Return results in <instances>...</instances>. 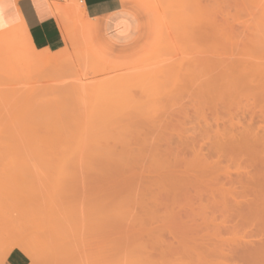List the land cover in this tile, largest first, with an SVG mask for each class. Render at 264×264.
Here are the masks:
<instances>
[{"label": "rangeland", "instance_id": "374dc122", "mask_svg": "<svg viewBox=\"0 0 264 264\" xmlns=\"http://www.w3.org/2000/svg\"><path fill=\"white\" fill-rule=\"evenodd\" d=\"M63 1L53 2L68 18L62 31L73 35L64 36L67 47L54 51L55 59L46 63L38 62L39 53L17 35L3 34L10 29L13 8L0 9V247L23 250L32 264L225 261L224 255L231 253L222 243L239 230H233L238 219L231 217L237 204L221 196L238 183L249 203L264 201V175L259 174L264 162L259 152L252 160L260 142L254 151L248 148L251 152L219 146L233 133L239 142L252 129L253 136L264 135V76L256 79L260 83L245 81L237 67L235 80L233 71L241 55L264 62V0H124L141 23L137 38L125 45L94 26L80 0ZM206 22L214 26H203ZM199 36H206L204 42ZM159 67L170 72L162 69L165 76H155ZM121 79L130 82L121 86L129 93L114 99L112 94L113 102L106 105L95 103L93 89L85 86H99V81L113 85L114 80L119 85ZM260 147L256 152L264 153V143ZM235 162H242L240 169ZM160 169L179 177L195 171L194 176L205 175L195 189L186 183L189 190H178L189 197L182 193L173 198L166 191L171 175L166 178ZM239 171L244 179L238 182L239 176L232 185L231 173L237 178ZM197 186L198 192L203 188L202 198ZM209 193L213 200L207 199ZM228 210L231 215L223 213ZM226 219L229 234L219 230Z\"/></svg>", "mask_w": 264, "mask_h": 264}, {"label": "bare ground", "instance_id": "6f19581e", "mask_svg": "<svg viewBox=\"0 0 264 264\" xmlns=\"http://www.w3.org/2000/svg\"><path fill=\"white\" fill-rule=\"evenodd\" d=\"M10 2V3H9ZM9 2H6V0H0V9H3L5 12L8 10V8H9V5L10 6H12V8H13V16H11V17H9V19H8V21H9V23H10V26H9V30L8 31H5V32H3V34L5 35V36H8L9 34H8V32L10 33V34H12V35H17L19 38H21L23 41H24V43L25 44H27L33 51H36V52H38L39 54H38V57H37V61L38 62H42V63H46V62H49L50 60H52V59H55V54H54V51H51V50H49V49H42V50H38L36 47H35V45L33 44V42H32V40H31V38H30V35H29V33H28V30H27V28H25V27H27L26 25L24 26V24H25V22H23L22 23V18L15 12V10H14V1H9ZM59 5H60V3H59ZM59 5H57V4H55V2H53V6H54V8H55V12H56V15L58 16V18H59V21H60V24H61V26H64V20H66V19H68L67 17H66V19H65V11L59 6ZM53 9V8H52ZM71 13V12H70ZM2 15V14H1ZM57 19V18H56ZM68 21V20H67ZM66 22V21H65ZM205 23V22H204ZM66 24V23H65ZM66 26V25H65ZM203 26H214V24H210V23H207L206 22V25L204 24ZM200 30H202L201 28H200ZM65 30H63V35L66 37V36H70L69 34H67L66 35V32H64ZM196 32V31H195ZM7 33V34H6ZM197 33V32H196ZM4 35H1V36H4ZM73 35V34H72ZM201 36V35H200ZM199 36V37H200ZM70 38V37H69ZM203 38H206V36L204 37L203 36ZM203 38H201L200 37V39H202L203 40ZM69 41V40H68ZM203 42H204V40H203ZM72 44V43H71ZM26 46V45H25ZM27 46V47H28ZM67 47V46H66ZM29 48V49H30ZM67 50H68V48H66ZM67 50H65V51H67ZM65 51H63L64 52V54H65ZM201 51V50H200ZM206 53H204V54H207V51H205ZM68 53H70V52H67L66 54H68ZM203 53V52H202ZM201 53V54H202ZM245 53V52H244ZM29 54H30V52H29ZM71 54V53H70ZM60 55V54H59ZM233 55V54H232ZM247 55V54H246ZM256 55V54H255ZM238 56H240V55H238ZM242 56V58H240L237 62H235V63H239L238 65L236 64V67L234 66V64L232 65V67L234 66V75H235V68H236V70H237V67L238 68H240L239 70H240V77H244L246 80L245 81H251V82H255V80L258 78V77H262V76H264V62H260V58L259 57H257V56H255L256 57V60H251V62L250 61H247L246 59L244 60V58H243V55H241ZM254 56V55H253ZM263 56V55H262ZM66 57H68V55L66 56ZM61 58V57H60ZM64 58V57H63ZM63 58H61L63 61L64 60H66L67 58H65V59H63ZM258 58H259V60H258ZM59 58H57V60H58ZM60 59V60H61ZM208 59V58H207ZM235 59H237V58H235ZM242 59V60H241ZM57 60H55L56 62H57ZM58 61V62H62V61ZM256 61V62H255ZM259 61V62H258ZM56 62H53V64H56ZM57 62V63H58ZM231 62V61H230ZM233 62V61H232ZM50 63H52V62H50ZM221 63V62H220ZM229 63V62H228ZM229 65V64H228ZM225 67V66H224ZM228 67H230V65L228 66ZM166 68V67H165ZM165 68L164 67H162V68H157L158 70H155L156 72H153V74L155 75V73H158V74H156V75H159V73L162 71V69H163V71H165ZM167 69V68H166ZM169 69V68H168ZM229 69V68H228ZM227 69V70H228ZM170 70L172 71V68H170ZM159 71V72H158ZM174 71V70H173ZM226 71V70H225ZM167 72H170V71H168L167 70ZM166 71L164 72L165 74L167 73ZM175 72V71H174ZM223 72H224V70H223ZM231 72H232V69H231ZM143 73H145V72H143ZM163 72L162 73H160V75H162V74H164ZM237 73V72H236ZM149 75H150V73H148ZM147 74V75H148ZM153 74H152V76H153ZM165 74H164V76H165ZM172 74V73H171ZM225 74H227V73H225ZM238 74V73H237ZM236 74V75H237ZM141 75V74H140ZM146 75V74H145ZM145 75H143V76H145ZM155 75V76H156ZM221 75H223V74H221ZM236 75H235V80H237V78H238V75H237V78H236ZM135 76V75H134ZM163 76V77H164ZM170 76V75H169ZM169 76H166L167 78L169 77ZM139 77H142V76H139ZM146 77V76H145ZM145 77H143V78H145ZM157 77H159V76H157ZM162 77V76H161ZM161 77H159V78H161ZM165 77V79H167ZM213 77H215V76H213ZM222 77V76H221ZM223 77H224V75H223ZM222 77V78H223ZM111 78V77H110ZM152 78V77H151ZM153 78H155L154 76H153ZM220 78V77H219ZM229 78V77H228ZM227 78V80H230V78L228 79ZM141 79V78H140ZM162 79V78H161ZM209 79V78H208ZM212 79V78H211ZM226 79V78H225ZM248 79V80H247ZM122 80V79H121ZM121 80H119V81H121ZM125 80V79H124ZM124 80H122L121 82H119V83H121V84H119L118 85V83H117V81L116 80H114V82H116V84L115 83H113V81H112V83H113V85H108L107 84V82H103V83H105V86H104V84H100V82H102V81H106L105 79L103 80L102 79V81H99V83L97 84V85H99V86H94L93 87V85H90V86H88L89 84H87V85H85L86 86V88L88 87V89L90 88V90L91 89H93L92 90V96H93V98L94 99H92V100H97L95 103H98L99 105H101V103H103L104 105H106V103L107 102H109L110 100L112 101V99H111V95L112 94H114L113 95V99L116 97V98H118L117 97V95H120L121 96V94L122 95H124L123 93H127L126 92V90H124V88H122L121 86H124L123 84H122V82L123 83H125L124 82ZM129 80V79H128ZM134 80V79H133ZM136 81H137V79H135ZM151 80V79H150ZM239 80V79H238ZM259 80V81H258ZM258 80H256V81H258V83H260V78L258 79ZM125 81H127V80H125ZM131 81V80H130ZM141 81V80H140ZM144 81V80H143ZM147 81V80H146ZM149 81V80H148ZM209 81V80H208ZM222 81V80H221ZM245 81H243V82H245ZM96 82V81H95ZM95 82H94V84H95ZM128 82V81H127ZM154 82V81H153ZM153 82H150V83H153ZM155 82H157V81H155ZM158 82H161L160 80L158 81ZM223 82H224V80H223ZM226 82V81H225ZM224 82V83H225ZM234 82H236V81H234ZM238 82V81H237ZM97 83V82H96ZM130 82H128V84H129ZM224 83H222V84H224ZM246 83V82H245ZM248 83H250V82H248ZM255 83H257V82H255ZM91 84V83H90ZM107 84V85H106ZM127 84V85H128ZM131 84H133V81H132V83ZM142 84H144V83H142ZM141 84V85H142ZM148 84H149V82H148ZM155 84V83H154ZM161 84V83H160ZM227 84V86L229 85V87L227 88V90L228 91H230L229 90V88H230V81H229V83L227 82L226 83ZM234 84V83H233ZM260 84H262V86H261V89L264 87V85H263V83H262V81H261V83ZM103 85V88L104 89H102V88H100L99 89V87H101ZM117 85V86H116ZM125 85H126V83H125ZM147 85V84H146ZM156 85H159V84H156ZM235 85V84H234ZM237 85V84H236ZM242 85H244V84H242ZM241 85V86H242ZM246 85V84H245ZM258 85V84H257ZM256 85V86H257ZM79 87L81 86V85H78ZM91 86H92V88H91ZM109 86V87H108ZM140 86V85H139ZM148 86V85H147ZM224 86V85H223ZM255 86V85H254ZM82 87H84V86H82ZM98 87V88H97ZM128 87V86H127ZM126 87V88H127ZM129 87H131V85L129 86ZM150 87V86H149ZM244 88L246 87V86H243ZM143 88V87H142ZM226 88V87H225ZM225 88H223V89H225ZM240 88V87H239ZM259 88V87H258ZM85 89V88H84ZM96 89V90H95ZM145 89V88H144ZM260 89V90H261ZM82 90V89H81ZM124 90V91H123ZM132 90V89H131ZM226 90V89H225ZM225 90H224V92H225ZM263 90V89H262ZM78 92H80V89L78 90ZM85 92V91H84ZM88 92L90 93V91H88V90H86V93L84 94V95H87V96H89L88 95ZM236 91H234V93H235ZM264 92V91H263ZM81 93V92H80ZM129 93V92H128ZM261 93V92H260ZM83 94V93H82ZM237 94V93H236ZM116 95V96H115ZM226 95V94H225ZM224 95V96H225ZM230 95V94H229ZM228 94L226 95V96H229ZM234 95V94H233ZM83 96V95H82ZM82 96H80L79 95V97H82ZM126 96V95H125ZM128 96V95H127ZM221 96H222V94H221ZM220 96V97H221ZM225 96V97H226ZM124 97V96H123ZM134 97V96H133ZM86 98V97H85ZM84 98V100H86V101H91L92 102V100L90 99V100H88L87 98L85 99ZM120 98V97H119ZM125 98V97H124ZM81 99H83V98H81ZM263 99V98H262ZM122 100H124V99H122ZM121 100V101H122ZM85 101V102H86ZM93 101V102H94ZM128 101H130V96H129V99H128ZM263 101V100H262ZM84 102V101H83ZM87 102V103H88ZM92 102V103H93ZM106 102V103H105ZM113 102V101H112ZM116 102V101H115ZM95 103H93V105L95 104ZM107 104H111V103H107ZM115 104V103H114ZM113 104V105H114ZM124 104V103H123ZM89 105H92V104H89ZM97 105V104H96ZM125 105V104H124ZM257 106V105H256ZM91 107V106H90ZM102 107H104V106H102ZM92 108V107H91ZM255 110V109H254ZM259 115H260V113H259ZM238 117H240V116H238ZM237 117V118H238ZM245 117V116H244ZM259 117V116H258ZM257 118V117H256ZM252 119H254V118H252ZM251 120V119H250ZM249 120V121H250ZM263 120V119H262ZM239 121V120H238ZM261 121V120H260ZM253 122V121H252ZM231 123V122H230ZM240 122H238V124H239ZM250 123V122H249ZM257 123V122H256ZM236 124V123H235ZM241 125V124H240ZM261 125V124H260ZM235 126V125H234ZM251 126V125H250ZM260 128H262V127H260ZM260 128H259V131H261L260 130ZM264 128V127H263ZM258 129V128H257ZM255 131H257L256 129H255ZM263 131H264V129H263ZM249 132H250V129H249ZM230 133V132H229ZM251 133V132H250ZM254 133V130L252 129V134ZM261 133V132H260ZM260 133H256L255 132V135L253 136L252 134L249 136L248 135V137H247V135H245L244 136V133L238 138V139H240V142H239V140H236L235 139V135H234V133L232 134V138H228L227 136H226V141L224 142V141H221V142H219L220 144H219V146L221 145V147L223 148L224 146H229L230 148H235L234 150L236 151L237 150V148H239V150L242 148L243 150H247L248 152H251L248 148H251V146L253 147V151H254V148L256 147V145H258V143L260 142V144L258 145L259 147H260V145L262 144V143H264V139H263V136L264 135H261ZM219 134H220V132H219ZM257 134H258V136H257ZM259 134H260V137H259ZM264 134V133H263ZM239 136V135H238ZM243 136V137H242ZM253 136V137H252ZM219 137V136H218ZM221 137V139L223 140V138H222V135L220 136ZM230 137H231V135H230ZM251 139H250V138ZM260 138V139H259ZM220 139V138H219ZM218 139V140H219ZM229 139V140H228ZM252 140V142H249L250 140ZM261 140V141H260ZM254 141V142H253ZM247 142H249L250 144V147H248L247 146ZM223 143H224V145H223ZM225 143H227V144H225ZM257 143V144H256ZM218 146V145H217ZM247 146V147H246ZM257 146V147H258ZM221 147H218V148H221ZM228 147V148H229ZM259 147H258V149H259ZM191 148V147H190ZM193 148V147H192ZM226 149V147H225V149L227 150V151H229V149ZM245 148V149H244ZM247 148V149H246ZM195 149V148H194ZM257 149V148H256ZM256 149H255V152H253L254 153V155L252 156V160H254L253 158H254V156L256 157V155L258 156V152H259V156H258V158H261V160H263V162H264V159H263V157H264V153H262L263 151H257L256 152ZM257 149V150H258ZM260 149H261V147H260ZM242 150V151H243ZM242 151H240V154H241V152ZM239 152V151H238ZM237 152V153H238ZM237 153H236V155H237ZM260 153H262L263 154V156H260ZM194 154V153H193ZM200 154H202V153H200ZM208 154H210V153H208ZM229 154V153H228ZM239 154V155H240ZM261 154V155H262ZM204 156H202V157H205V154H203ZM194 156H196V155H194ZM193 156V157H194ZM200 156V157H201ZM207 156V155H206ZM250 156V155H249ZM217 157V156H216ZM220 157H222V156H220ZM224 158V157H223ZM223 158H221V159H223ZM226 158V157H225ZM250 158H251V156H250ZM250 158H249V160H250ZM191 159H193V158H191ZM206 159V158H205ZM194 160H196V158H194ZM193 160V161H194ZM209 160V159H208ZM208 160L206 161V162H208ZM218 160H220V158L218 159ZM227 160V159H226ZM231 160V159H230ZM260 160V161H261ZM203 161V160H202ZM202 161L200 162L201 163V165L203 164L202 163ZM195 162V161H194ZM220 162L221 161H219V164H220ZM223 162V161H222ZM181 163V162H180ZM236 163V162H235ZM240 163V162H239ZM238 163V165H237V163H236V165L237 166H239L240 164ZM258 163V162H257ZM264 164V163H263ZM180 165V164H179ZM186 165V164H185ZM201 165L199 166V167H201ZM241 165H242V162H241ZM240 165V166H241ZM166 166V165H165ZM170 166V165H169ZM187 166H189L188 164H187ZM219 166V165H218ZM218 166H216V167H218ZM240 166L238 167V169H240ZM259 166V165H258ZM167 167V166H166ZM166 167H163V168H165L164 170H166ZM194 167H196V165H194ZM203 167V166H202ZM207 167V166H206ZM206 167L204 168L205 170H206V173H207V169H206ZM220 167V166H219ZM223 167V166H222ZM263 167H264V165H263ZM161 168V167H160ZM169 168V167H168ZM172 168V167H171ZM192 168H193V166H192ZM224 168H225V166H224ZM228 168H229V166H228ZM242 168V167H241ZM247 170H248V167H245ZM257 168V167H256ZM123 169V168H122ZM203 169V170H204ZM210 169H211V166H209L208 165V172H210ZM214 169V168H213ZM231 169V168H230ZM233 169V168H232ZM231 169V170H232ZM258 169H260V166L258 167ZM257 169V170H258ZM159 170V169H158ZM164 170H162V169H160V171H164ZM181 170V169H180ZM183 170H186V168L185 169H183ZM204 170V171H205ZM229 170V169H228ZM223 171H225V170H223ZM243 171H245V170H243ZM162 172H161V174H162ZM184 172H186V171H184ZM184 172H180V174H184ZM196 172V171H195ZM195 172H194V174H195ZM218 172V171H217ZM220 172H221V170H220ZM233 173H235V171H232ZM160 173V172H159ZM164 173V172H163ZM165 173H167V172H165ZM165 173H164V175H165ZM211 173V172H210ZM212 173H213V170H212ZM237 173V178L236 177H232L233 175H232V173H231V179H229V181L231 180V182H232V185H233V183L235 184V182H236V180L238 179V177L241 175V173L242 172H236ZM245 173L247 174V175H249L250 173H251V171L249 170V171H245ZM179 174V173H178ZM194 174H192V175H186V176H182V177H179V176H176L177 174H174V176H173V173H172V175L170 176L168 173H167V175H166V178H168L169 179V177H167V176H170V178L171 179H169V181H167V184H168V182H169V184H168V186H169V188L168 189H166V191H167V194H168V196H169V194L171 195V196H173V198H176V197H179V195H181L183 192H185L184 190H183V192L181 193V194H179L181 191H182V189L185 187H183V185H185L186 183H187V185L189 184V185H193L194 184V189H195V186L197 185V184H199V183H197L198 182V178L201 176H203V175H205V173H203V172H200V173H197V175L196 176H194ZM221 174H222V172H221ZM224 174V173H223ZM225 174H228L227 172L225 173ZM259 174H263L264 175V173H259ZM163 175V177H164V179H166L165 178V176ZM207 175H209V174H207ZM215 175V173L213 174V176ZM158 176V175H157ZM157 176H155V177H157ZM173 176V177H172ZM210 176V179H211V175H209ZM159 177H161V178H163L162 176H159ZM216 177H217V175H216ZM241 177V176H240ZM215 178V177H214ZM217 178H221V177H217ZM236 178V179H235ZM242 178L244 179V177H241L240 179H238L237 181L238 182H242ZM262 178H264L263 176H262ZM204 179V178H203ZM232 179L234 180V182L232 181ZM163 180V179H162ZM206 180V179H205ZM215 180H216V178H215ZM214 180V181H215ZM218 180H220V181H222V179H218ZM151 181V180H150ZM163 181H165V180H163ZM224 181V180H223ZM203 182V181H202ZM227 182V181H226ZM157 183V182H156ZM201 183V182H200ZM165 184H166V181H165ZM204 184V183H203ZM206 184V183H205ZM207 184H209V183H207ZM222 184H225V182L223 183L222 182ZM238 183H236L235 185V187L233 188V190H232V192L230 191V189H231V186H229V191L227 190L226 192H222L223 193V195L222 194H220V195H217L218 196V198H220V196H221V200H223V201H230L229 203L230 204H232V203H236L237 205H235L236 207L234 208V209H232L233 211V214H232V219L234 218L235 220L236 219H238L237 220V224L236 225H234L233 227V230L237 227L238 229L237 230H239L237 233L238 234H236V235H239V233H240V230L242 229L243 231H244V235H243V232H242V234L240 235V237L238 236V238H237V236L235 235L234 237H232V238H234L233 240H232V238L230 237V240H225L224 239V241H223V243H222V245H224L229 251H230V253L232 254V256H231V254H228V253H226V254H228V255H224V254H221V255H224V257H223V259L225 260V261H221V263H223V264H264V201L262 202V201H259V199L260 198H258V197H255L256 199L258 198V200H256V202H255V200H251V201H254V203H249L248 201H247V199H245L246 197L242 194V192L243 191H238V188H239V186L237 185ZM240 184V183H239ZM215 184H212V188H213V186H214ZM227 185H228V183H227ZM162 186H164V183L162 184ZM181 186V187H180ZM207 186V185H206ZM180 187V188H179ZM183 187V188H182ZM209 187H210V184H209ZM221 187V186H220ZM237 187V188H236ZM198 188V189H197ZM228 188V187H227ZM179 189H181V190H179ZM185 190H189V188H188V186H186L185 188H184ZM217 189V188H216ZM221 189V188H220ZM224 189V188H223ZM236 189V190H235ZM180 192H179V191ZM198 190H199V187L197 186L196 187V193H198V197L200 198L201 197V194L202 193H199L201 190H203V188L198 192ZM210 190V189H209ZM226 190V189H225ZM224 190V191H225ZM155 191V190H154ZM157 191V190H156ZM165 191V190H164ZM214 191H216L215 190V187H214ZM222 191V190H221ZM150 193H151V191H149ZM193 192V191H192ZM204 192V191H203ZM220 192V191H219ZM228 192H229V194H231V199H233V200H230V198L228 197ZM244 192H246V191H244ZM153 193V192H152ZM194 193V192H193ZM196 193H195V195H196ZM205 193V192H204ZM226 193L228 194V195H226ZM264 193V192H263ZM263 193L261 194L262 196H263ZM184 194V193H183ZM185 194H188V192L187 193H185ZM185 194H184V197L186 198V196L187 197H189L188 195H186L185 196ZM192 195V193H189V195ZM215 194H217V193H215ZM253 194V193H252ZM254 194H256L255 193V191H254ZM154 195V194H153ZM153 195H152V197H153ZM162 195V194H161ZM160 195V196H161ZM194 195V196H195ZM209 195H210V193H209ZM211 195H213L212 193H211ZM210 195V196H211ZM260 195V194H259ZM258 195V196H259ZM155 196V195H154ZM158 196V195H157ZM210 196H206L207 197V199H208V197H209V199H214V198H212L213 196H211V198H210ZM244 196V197H243ZM255 196V195H254ZM257 196V195H256ZM156 197V196H155ZM154 197V198H155ZM167 197V196H166ZM196 197V196H195ZM206 197H205V200L207 201V199H206ZM215 197V196H214ZM242 197L247 201V202H244V201H241L240 200V198L242 199ZM190 198L191 199H193L194 200V198H192L191 196H190ZM202 198V197H201ZM217 198V199H218ZM223 198V199H222ZM254 198V199H255ZM164 199V198H163ZM188 199V201L190 200L189 198H187ZM208 199V200H209ZM216 199V198H215ZM250 199V198H249ZM156 200V199H155ZM160 200V199H159ZM158 200V201H159ZM187 201V202H188ZM191 201V200H190ZM233 201H235V202H233ZM199 202V201H198ZM227 202V203H228ZM232 202V203H231ZM159 203L160 202H158V205H159ZM192 203V202H191ZM194 203H196L195 201H194ZM221 203H222V201H221ZM193 204V203H192ZM191 204V205H192ZM198 204V203H197ZM220 204V203H219ZM226 204V203H225ZM163 205V204H162ZM227 205V204H226ZM161 206V205H160ZM189 206V205H188ZM195 206V205H194ZM208 205H205V209L206 208H208L207 207ZM231 206V205H230ZM187 207V206H186ZM227 207H229L228 205H227ZM188 208V207H187ZM219 208H220V206H219ZM183 209V208H182ZM185 209V208H184ZM203 209H204V207H203ZM221 209V208H220ZM229 209V208H228ZM186 210V209H185ZM225 210H227V208L225 209ZM230 210V209H229ZM224 211L223 213H230V211ZM193 211H195V210H193ZM221 211V210H220ZM180 212V211H179ZM222 212V211H221ZM190 213H191V211H190ZM184 214H187V213H184ZM192 214V213H191ZM179 215V214H178ZM222 215V214H221ZM225 215H227V214H225ZM230 215H231V213H230ZM228 217L229 216H227V219H228ZM225 220V221H223V223H220V225H219V230H220V228H222V231H225V232H228V234L230 233V228L227 226V225H225L229 220ZM187 220V219H186ZM205 221V220H204ZM204 223V222H203ZM207 223V222H206ZM255 223V225H254V228L253 229H248V227L250 226V225H253ZM223 229H225V230H223ZM236 229L234 230V231H237ZM233 231V232H234ZM194 232V231H193ZM220 232V231H219ZM193 234V233H192ZM195 234V233H194ZM231 234H232V231H231ZM197 235H199V234H197ZM243 235V236H242ZM195 236V235H194ZM199 237V236H198ZM201 237H203V236H201ZM4 238V237H3ZM204 238V237H203ZM237 238V239H236ZM23 239V238H22ZM191 240V239H190ZM205 240V239H204ZM208 240H210V238L209 239H207V241ZM222 240V239H221ZM20 243V242H19ZM193 244V243H192ZM197 244V243H196ZM13 245V244H12ZM21 246H22V244H21ZM196 246V245H195ZM23 247H25V245L23 246ZM196 247H199V246H196ZM220 250H224V249H221V245H220ZM224 248V247H223ZM28 250H29V247H28ZM152 251V250H151ZM153 252V251H152ZM154 253V252H153ZM33 253H31V255H32ZM145 254V253H144ZM152 254V253H151ZM148 256V255H147ZM151 256V255H150ZM149 256V257H150ZM231 256V257H230ZM148 257V258H149ZM152 257V256H151ZM154 257V256H153ZM166 257V256H165ZM165 257H163V258H165ZM168 257V256H167ZM35 258V257H34ZM147 258V257H146ZM32 259H33V256H32ZM171 259V258H170ZM147 260H149V259H147ZM151 260H153L152 258H151ZM150 260V261H151ZM165 260V259H164ZM35 261V260H34ZM146 261V260H145ZM156 262V261H155ZM166 262V263H165ZM165 264H167V261L165 260ZM172 262V261H171ZM34 263V262H33ZM142 263H143V261H142ZM150 263H152V261L150 262ZM154 263V262H153ZM163 263V262H162ZM220 263V264H221ZM146 264V263H145ZM155 264V263H154Z\"/></svg>", "mask_w": 264, "mask_h": 264}, {"label": "crops", "instance_id": "0c3cea01", "mask_svg": "<svg viewBox=\"0 0 264 264\" xmlns=\"http://www.w3.org/2000/svg\"><path fill=\"white\" fill-rule=\"evenodd\" d=\"M25 22L30 38L38 50L57 51L66 46L62 27L56 15L55 0H9ZM63 4V0H57ZM87 19L102 30L115 44L134 41L140 31V20L124 0H80ZM53 8V9H52ZM57 18V19H56ZM0 264H32L27 253L19 248L4 250L0 247Z\"/></svg>", "mask_w": 264, "mask_h": 264}]
</instances>
